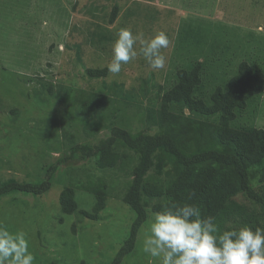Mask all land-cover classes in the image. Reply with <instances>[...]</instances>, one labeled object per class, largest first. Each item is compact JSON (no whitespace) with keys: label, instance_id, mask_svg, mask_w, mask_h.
<instances>
[{"label":"rangeland","instance_id":"obj_1","mask_svg":"<svg viewBox=\"0 0 264 264\" xmlns=\"http://www.w3.org/2000/svg\"><path fill=\"white\" fill-rule=\"evenodd\" d=\"M151 37L164 31L170 45L162 49L166 66L153 70L142 55L122 65L118 75L91 77L89 67H107L120 28ZM139 53V45H137ZM246 60L264 75V0H0V183L10 178L52 187L39 195L15 192L0 198V223L23 231L33 264H113L130 234L136 213L124 197L140 163L139 151L118 139L114 167H101L95 157L61 161L75 144L94 147L109 138L114 126L132 135L159 134L157 112L163 93L177 81L179 68L203 62L196 94L211 101L215 87L229 79ZM107 102L84 112L98 93ZM172 114L210 122L185 103L172 104ZM232 125L264 128V90L237 109ZM157 148L145 181L165 186L164 159ZM227 176L228 173H226ZM74 190L77 210H62L60 197ZM105 207L92 219L97 193ZM233 198L260 207L243 191ZM147 219L135 249L120 264H159L143 250L144 233L165 197L142 193Z\"/></svg>","mask_w":264,"mask_h":264},{"label":"trees","instance_id":"obj_2","mask_svg":"<svg viewBox=\"0 0 264 264\" xmlns=\"http://www.w3.org/2000/svg\"><path fill=\"white\" fill-rule=\"evenodd\" d=\"M91 77H106L107 67H89ZM176 83L161 97L158 109L159 134L132 135L127 129L114 126L107 140L94 147L75 144L64 158L87 160L95 157L101 167H114L118 154L113 150L118 139L139 151L140 163L134 169V180L124 201L136 213V219L113 264H120L135 249L140 227L147 219V210L142 203V193L151 197H165L171 201L188 200L201 210L202 216H214L223 228L226 224L234 227L243 225L264 228L259 215L251 205L236 200L239 192L253 200L261 210L264 219V128L246 130L232 125L237 109L248 106L251 95L264 90V75L250 62L243 60L227 87L218 85L211 93V101L196 94L203 80V62H196L192 69L179 68ZM107 102L105 94L98 93L88 103L84 112L101 107ZM183 102L186 107L200 115H218L214 134L209 131L210 122L186 116L182 122L172 114V104ZM161 148L169 157L164 159L165 186L145 181L151 168L152 157ZM228 173L229 176L226 175ZM52 187L50 178L41 182L20 181L10 178L0 183V198L15 192L39 195ZM74 190L66 188L60 197L62 210L73 213L77 210ZM105 192L97 193L95 212L81 210L86 217L97 219L98 212L105 207ZM163 204L153 207L161 210Z\"/></svg>","mask_w":264,"mask_h":264},{"label":"clouds","instance_id":"obj_3","mask_svg":"<svg viewBox=\"0 0 264 264\" xmlns=\"http://www.w3.org/2000/svg\"><path fill=\"white\" fill-rule=\"evenodd\" d=\"M112 44L110 74L118 75L122 65L142 55L153 70L166 66L162 49L170 45L164 31L144 38L122 27ZM139 45V53L137 51ZM188 200L171 201L152 214L143 238V250L159 264H264V228L230 223L223 228L214 216H202ZM34 255L23 231H10L0 223V264H33Z\"/></svg>","mask_w":264,"mask_h":264}]
</instances>
